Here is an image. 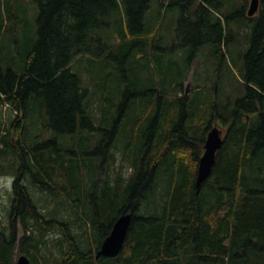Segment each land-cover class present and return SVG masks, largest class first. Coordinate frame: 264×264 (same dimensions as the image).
<instances>
[{"label": "trees", "instance_id": "1", "mask_svg": "<svg viewBox=\"0 0 264 264\" xmlns=\"http://www.w3.org/2000/svg\"><path fill=\"white\" fill-rule=\"evenodd\" d=\"M34 1L36 36L25 27L21 0H0V109L9 106L0 112V174H14L16 194L6 223L0 221V262L14 264L17 246V256L31 264H264V0L253 16L244 13L247 0L239 8L238 21L246 27L243 20L251 21L252 30L245 34L247 50L238 54L237 86L228 92L222 82L218 92L206 89L195 107V98L184 94V73L176 90L154 89L136 109L129 90L119 104L94 108L96 96L81 86L75 65L86 53L112 59L119 72L133 56L169 62L165 52L177 49L170 42L165 50L155 47L145 23L152 0ZM157 1L156 22L167 10L180 11L165 35L170 41L174 27L188 69L211 46L219 72L222 45L232 34L231 27L223 34L233 14L223 12L227 0ZM114 21L117 40L111 41L107 28ZM214 117L226 123L225 138L197 189L198 134L205 127L207 133ZM42 131L60 135L59 142H49ZM63 135L73 138L72 145L62 142ZM81 136L83 153L76 146ZM32 189L48 192L54 207L47 210ZM122 211L131 221L120 250L95 258Z\"/></svg>", "mask_w": 264, "mask_h": 264}, {"label": "rangeland", "instance_id": "2", "mask_svg": "<svg viewBox=\"0 0 264 264\" xmlns=\"http://www.w3.org/2000/svg\"><path fill=\"white\" fill-rule=\"evenodd\" d=\"M227 0L228 6L225 7L226 10L224 11H232L231 13L232 17H230L229 24L227 28L224 27L223 34L227 33L229 34L230 27L232 29V34L228 36V42L227 45L223 43L222 47L225 52V62L224 66L221 68L219 72L215 71L214 66V59H211L210 56V50L211 46L209 48H202L200 50L199 54L197 53L195 56V63L196 65L193 66L194 70V83L195 87L192 93V97H194V103L193 105L195 107H198V101L202 100V98L206 95V89L213 90L214 89L218 92L219 90V84L222 83L225 87V91H230L231 87L237 86L236 80L242 79V70L239 65H242V62L240 60V57L238 56L239 52L246 51L248 48V41L247 36H249L251 30H252V24L251 21L244 19L243 23L248 21L250 25L246 27V25H243L242 22L238 21L240 18V12L239 8L243 5L245 1L242 3V0ZM250 0H247V3H245V7L243 8L244 13L246 14L248 3ZM22 5L27 9L28 11V17H26L25 20V27L27 28V31L32 33V30L34 31V36H36V28H37V12L38 7L34 0H21ZM242 3V5H241ZM160 5H158L157 0H152L151 8L145 13V23L148 25H151L153 29V35L154 37V46L155 47H164V50L166 47H168V37H166V28L170 30V26L166 27L170 17L174 19V23L176 22V25L178 23V17L180 15L179 9L175 8L174 11L167 10L159 19V22L157 21L158 11H159ZM241 9V8H240ZM119 15H122L120 13ZM221 16V15H220ZM172 25V26H173ZM117 27L118 23L117 21H114V25L107 28L108 32L111 33L112 39L111 41L117 40ZM175 27V25H174ZM174 27L172 30L171 37L174 33ZM21 35H23V30H19ZM25 31V32H27ZM247 33V36L245 37V34ZM31 35V34H30ZM227 38V37H226ZM226 45V46H225ZM157 51L156 48H152V51ZM140 51L139 49H134V53ZM165 52V51H164ZM165 55L168 57L167 61H163V64H160V61L157 59V56L150 57L148 60L142 59V55L136 56V58L131 57L126 62H124L123 69L121 72L117 71L115 69L114 65H116V62L112 59L108 58L107 60L99 59L97 57H94L90 53H86L83 55L81 62L75 65V72L79 75L81 79V86L83 88H88V91L93 93V96H96V102L92 103V106L94 108L100 106H106L109 103H113V105H117L121 102L122 97L121 95L124 93L125 90L130 91V95H128L129 100L132 98L136 99L131 103L133 108H137V105H140L142 100L146 101L147 95L146 93L158 89L161 90L164 87H166L168 90L174 91L179 85V82L182 78V76L185 73V76L189 74L188 65H187V59H185L184 52H181L180 50H173L170 53H166ZM141 56V57H140ZM187 57V55H186ZM209 58V61L207 59ZM172 60V61H171ZM209 66V68H208ZM177 70L175 73L174 71ZM187 70V71H186ZM179 71H183L182 74H180ZM186 71V72H185ZM169 72V73H168ZM179 72V73H177ZM174 73V77H171L170 74ZM129 81L128 83L125 81ZM242 88V87H241ZM193 89V88H192ZM243 91V88H242ZM145 93V95H144ZM231 96H235V93L233 94L229 93ZM135 96V97H134ZM224 96V94H223ZM114 106L109 107L110 113H113ZM9 106L3 105L1 107L2 111L4 112ZM0 109V112H1ZM99 118V117H98ZM24 119V118H23ZM95 127V126H94ZM100 125H96L94 128L96 135L100 136L101 129ZM222 129H226V123H223ZM51 133V131H49ZM47 132L43 133L41 132V135L49 142L53 141V137H56V141L60 140V135L54 134L51 137L50 133ZM83 132V131H82ZM37 134V133H36ZM84 134V132H83ZM86 136V135H85ZM82 139V140H81ZM90 139H92V135H90ZM62 142L65 143V145H72L73 138H69L67 135L62 136ZM82 136L80 139H78V142L76 143V146H81L78 149L79 153H83L84 148L82 147ZM59 142V141H57ZM95 143V141L93 142ZM80 144V145H79ZM64 145V144H63ZM82 148V149H81ZM82 150V151H81ZM119 156V152L117 154ZM10 173L7 174H0V221L2 223H6L7 221V209H8V203H9V186H10ZM31 186V185H29ZM31 189V188H30ZM32 192H34L33 196L34 198L37 197L39 203H44V207L48 209H51L54 207V201L50 197V194L48 192H44L43 194H39V192L36 189H32ZM43 195V196H42ZM42 196V199H41ZM67 202L64 201V210L66 211L67 215ZM73 206L71 209L72 210ZM44 210V208H43ZM64 213V211L62 212ZM61 213V214H62ZM16 238L19 239L21 235L23 234V230L20 226V224L17 222L16 224ZM54 236V235H53ZM17 246H15L14 253H13V262L16 264V260L18 259L17 256ZM57 254L54 251V255Z\"/></svg>", "mask_w": 264, "mask_h": 264}, {"label": "water", "instance_id": "3", "mask_svg": "<svg viewBox=\"0 0 264 264\" xmlns=\"http://www.w3.org/2000/svg\"><path fill=\"white\" fill-rule=\"evenodd\" d=\"M259 7V0H250L249 8L247 10V16H253ZM194 85L193 71L191 70L188 79L185 82V93ZM224 138L221 136L218 126H213L206 134L204 142V152L199 158L197 176L195 180V187L198 189L201 182L204 181L211 173L212 167L215 164L217 151L221 148ZM198 191V190H197ZM131 221V213L122 211L112 223L111 229L106 237L102 240L99 249L95 254V258L99 256H113L121 248L128 227ZM0 264H6L0 262ZM16 264H30L27 256L20 255L16 261Z\"/></svg>", "mask_w": 264, "mask_h": 264}, {"label": "flooded vegetation", "instance_id": "4", "mask_svg": "<svg viewBox=\"0 0 264 264\" xmlns=\"http://www.w3.org/2000/svg\"><path fill=\"white\" fill-rule=\"evenodd\" d=\"M249 4V3H248ZM163 5L165 6L166 4H165V2L163 3ZM189 22L188 21H186V25L188 24ZM186 38L189 40V42L190 41H196L195 39L194 40H191L190 38H188V36H186ZM179 40H180V37L179 36H175V37H171V39H170V46L172 45V47H174V48H176V49H178V50H180L181 49V52H185V50H183L184 48H183V46L184 45H182V44H180V42H179ZM187 44H189L188 42H187ZM174 48H169L170 50H173ZM168 49V48H167ZM194 65H196V63H195V58H193V59H191L190 60V67H189V73L191 72V70H193V66ZM189 75V74H188ZM187 80V79H186ZM184 85H183V89H184V94H187V95H190V96H192V93H193V90L194 89H190L187 93H185V90H186V88H185V83H183ZM155 91H157V92H159L157 89L155 90ZM222 125H223V121L221 120V118H213L212 120H211V123H210V128H212L213 126H218V128H219V130H220V133H221V136L223 137V138H225V132H226V129L224 130V129H222ZM209 128V129H210ZM209 129L207 130V132L209 131ZM206 127L204 128V131L202 130L201 132H200V135L198 134V137H199V139H200V141H198L197 142V146H198V148H199V158H200V156L203 154V152H204V148H203V146H204V142H205V139H206ZM199 158H198V162H199ZM197 169H198V165H197ZM196 176H197V171H196ZM13 177V178H12ZM12 177L10 178V179H12L11 181H10V188H9V190H10V194L11 195H9V202L11 203L12 201H14L13 199H15L16 198V194H15V188H14V184H13V182H14V180H15V176H14V174L12 175ZM21 181V180H20Z\"/></svg>", "mask_w": 264, "mask_h": 264}, {"label": "bare ground", "instance_id": "5", "mask_svg": "<svg viewBox=\"0 0 264 264\" xmlns=\"http://www.w3.org/2000/svg\"><path fill=\"white\" fill-rule=\"evenodd\" d=\"M221 27V26H220ZM222 28V27H221ZM244 115V114H243ZM42 121V120H41ZM44 122H46V121H44ZM47 123V122H46ZM132 128V127H131ZM119 129L120 128H118V131H119ZM79 130V129H78ZM132 130V129H131ZM80 132V131H79ZM83 133V132H82ZM78 137V136H77ZM116 137V136H115ZM114 138V137H113ZM120 138H122V137H120ZM85 139V138H84ZM116 139V138H115ZM78 140V139H77ZM82 140V139H81ZM121 140H123V139H121ZM126 140V139H125ZM125 140H124V142H125ZM127 141V140H126ZM115 142V141H114ZM108 144V143H107ZM126 144V143H125ZM80 145V144H79ZM81 147V146H80ZM79 147V148H80ZM83 147V146H82ZM88 147V146H87ZM91 147V146H90ZM76 148V147H75ZM85 148V147H84ZM82 149V148H81ZM80 150V149H79ZM60 151V150H59ZM82 151V150H81ZM84 151V150H83ZM88 154V153H87ZM79 155V154H78ZM97 155V154H96ZM107 155V154H106ZM85 156V155H84ZM106 158V157H105ZM111 159H113V158H111ZM106 160V159H105ZM107 162V161H106ZM81 163V162H80ZM86 168V167H85ZM76 169V168H75ZM77 170V169H76ZM78 171V170H77ZM75 172V171H74ZM101 174V173H100ZM93 176H95V175H93ZM92 178V177H91ZM107 178V177H106ZM102 179V178H101ZM103 180V179H102ZM93 182V181H92ZM94 183V182H93ZM104 198V197H103ZM102 198V199H103ZM107 200V199H106ZM119 200V199H118ZM105 201V200H104ZM120 202V201H119ZM101 205V204H100ZM100 207V206H99Z\"/></svg>", "mask_w": 264, "mask_h": 264}]
</instances>
